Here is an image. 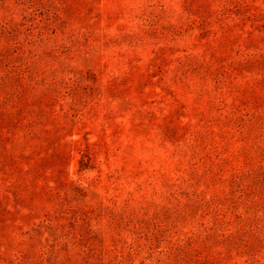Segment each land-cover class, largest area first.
Instances as JSON below:
<instances>
[{
    "label": "rangeland",
    "instance_id": "1",
    "mask_svg": "<svg viewBox=\"0 0 264 264\" xmlns=\"http://www.w3.org/2000/svg\"><path fill=\"white\" fill-rule=\"evenodd\" d=\"M0 264H264V0H0Z\"/></svg>",
    "mask_w": 264,
    "mask_h": 264
}]
</instances>
